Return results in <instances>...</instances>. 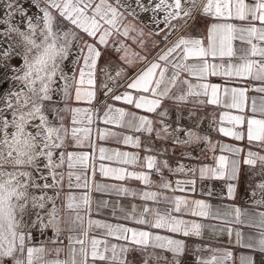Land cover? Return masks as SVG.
Instances as JSON below:
<instances>
[{
    "label": "snow or ice",
    "instance_id": "snow-or-ice-1",
    "mask_svg": "<svg viewBox=\"0 0 264 264\" xmlns=\"http://www.w3.org/2000/svg\"><path fill=\"white\" fill-rule=\"evenodd\" d=\"M5 7L0 36L16 33L26 48L16 52L21 68L12 67L22 71L14 79L23 87L4 96L0 107V264H137V258L138 264H235L227 248L194 246L206 228L225 232L230 244L247 250L239 264H264V211L213 210L206 200L187 195L196 193L199 180L201 194L212 197L211 182L225 180L227 196L234 198L242 164L259 166L264 176V0H157L154 6L151 0H7ZM31 8L42 14L35 16L38 23L28 15ZM149 11L156 27L147 36L158 38L151 48L144 39L147 25L138 22ZM17 15L27 21V31L14 21ZM198 16L207 23L194 36L187 30ZM14 52L8 44L2 56L11 59ZM108 53L116 60L101 64ZM235 81L244 86H229ZM256 82L262 86L253 87ZM249 91L262 94L252 98L251 115ZM170 104L191 106V123L182 124L179 112L171 119ZM209 105L236 110L220 115L217 130L246 143H221V155H213L211 164L172 161L170 150H181L179 160L199 159L192 153L200 145L215 153L217 146L200 129L199 112ZM101 122L106 127H95ZM109 139L138 151L97 149L96 140ZM85 147L91 153L71 150ZM97 150L100 161L116 165L101 163L100 175L121 183H95V191L145 201L130 211L120 208L121 219L142 227L92 218L87 173H96ZM178 173L187 178H169ZM65 178L69 190L86 191L64 193ZM129 181L144 187L125 186ZM257 187L255 203L264 207V181ZM96 203L97 209L107 206ZM245 226L258 231L245 234ZM33 230L44 239L37 240Z\"/></svg>",
    "mask_w": 264,
    "mask_h": 264
},
{
    "label": "crops",
    "instance_id": "crops-1",
    "mask_svg": "<svg viewBox=\"0 0 264 264\" xmlns=\"http://www.w3.org/2000/svg\"><path fill=\"white\" fill-rule=\"evenodd\" d=\"M140 24H142L140 21H138ZM174 23H180L179 21H174ZM191 23V27L187 30L188 32H190L192 35H198L200 32H202L206 26L207 20L204 17L198 16L197 19L195 21L190 22ZM144 25V24H143ZM164 28V27H163ZM152 29H150L149 27H145L144 31L146 33L144 39L148 42V47L151 48V40L152 39H158L157 37H148L147 33L148 31H150ZM161 35H163V33H161ZM108 60H112L115 61L116 57L113 54H106L105 57L101 60V64H104L106 62H108ZM209 81L212 83H217V84H223V81L221 80V78L219 77H210ZM195 82V81H194ZM251 83V82H250ZM229 86H238V87H243L244 83L241 81H235L232 84H229ZM262 86L260 85L258 82L253 84V87H259ZM121 91H123V89H121ZM248 108H247V112L249 115H251L250 112V108H251V100L252 98H256L257 100L260 99L261 95L260 93H257L255 91H249L248 92ZM110 103H114L116 104V106H123L118 102H113V101H109ZM191 106L188 107H184L181 106L179 109H177L175 106L170 104V108H171V119L175 120L177 118V113L179 112L184 118L181 120V123L184 125H188L191 123V121L189 119H187V114L189 111V108ZM224 112H229L230 114H237L236 110H232V109H225L223 107H215V106H211L209 105L206 109H203L199 112V116L201 119H208L209 121H211L213 123V118H215L216 123L213 124V130L211 134L205 133L203 130V126L205 127V124L200 125V129H201V134H206L210 137L211 141L213 142V144H215L216 147V151L215 153H212L211 151L208 150L207 145H200L196 147L195 152L192 153V155L194 157H199V159H192V160H179V156H180V149H177L175 153H172L170 150V158L172 161H179L180 163H185V164H191L193 166H200L203 164H211L212 161V156L216 155L219 156L221 155V152L219 150V145L221 143L223 144H231V145H237V146H242L243 143L245 142H238L235 140H232L229 137H225L222 134H220L218 132V126H219V117L222 113ZM214 114V116H213ZM193 119H195V117H193ZM95 127H99L101 129H103L104 127H106L102 122L99 123L98 125H96ZM205 129H208L207 127H205ZM131 134V133H129ZM95 139V137H94ZM96 144H97V149L99 147H104L107 149H117L120 151H128V152H135L138 151L137 149L131 147V146H125L122 143H117L115 140L109 139V140H105V141H100V140H96ZM73 151H88L91 153V149L85 147L82 149H71ZM256 150V149H253ZM225 155H227V153H224ZM97 155V159L95 161L96 163V173L93 176L92 172L89 170V172L87 173L88 177H89V183L90 185H92V191H91V196H92V200H93V204H92V218L96 219V220H101L103 222H108V223H112V224H125L128 227H136V228H140L142 226L140 225H136L131 221H125L123 219H121L120 217L123 215V213L120 211L121 206H123V208L125 209V211H130V206L135 204L138 207L144 205L146 202L140 200L138 197L137 198H133L131 196H117L115 193H108V192H97L95 191L94 188V184L95 183H99V184H118L121 183L119 181H115L112 180L110 178H106L100 175L99 173V165L101 163H104L106 166H116L114 164H111L108 161H100L98 156V150L96 152ZM65 171H67V169H65ZM155 179H158V177H154ZM172 180H176V179H186L187 176H185L184 174H176L175 176H170L169 177ZM264 181V176H261L259 174V166H257V168H249V166L247 165H241V172L239 175V179L237 181H234L233 183L236 185V192H235V196L234 198H229L227 196V188H226V184L227 181L225 180H217V181H212L211 184L214 186L215 189V193L212 197L207 196L206 193L201 194V182L199 180H197V191L196 193H187V195H189V198L192 199H204L207 202L211 203L213 205V210L216 209H220L221 211L226 210V209H231V208H235V207H239L242 210L248 211L250 213H257L259 211H264V207H261L257 204H255L256 200L260 199V190L257 187L258 183ZM75 182V181H74ZM208 183V182H205ZM65 187H64V193H68L69 191H71L73 194L75 195H81L83 194L86 190L85 189H78V188H72L71 190L68 189L67 187V178H65ZM125 186H128L130 188L133 189H141L144 186L142 184H140L137 181H129L125 183ZM146 190V189H145ZM253 192H255V194H253ZM179 195H183L184 193H177ZM97 201H105L107 202V206L106 207H100L99 209H97ZM150 204V202H148ZM113 205H115V215L114 213V209H113ZM159 207H161L162 209L165 207V205H159ZM201 223H204L205 225H215L218 228L219 227H224L223 222L220 220H215V219H203L200 221ZM236 227H240V226H236ZM48 231L47 232V236H48ZM98 231H102V230H98ZM241 231L244 232L245 234H256L257 233V229L255 228H248V227H243L241 228ZM36 235V233H35ZM52 236V232L49 231V237ZM37 240H42L44 239L43 237L39 236V233L37 232ZM234 241V238H233ZM115 242V241H113ZM203 244L204 246H208L211 245L212 247L215 248H220V249H229L231 251H233L234 253V257L236 258V262L235 264H239L238 261V257L242 252H246L247 250L240 248L239 246H235L234 243L230 244L229 243V238L227 237L225 232H216L213 233L210 229L206 228L205 232H204V239L203 240H195L194 241V246L196 245H200ZM51 246V245H50ZM204 255H208L207 252L203 253ZM130 259H132V257L130 256ZM188 260H192L194 259V257L189 256L187 257ZM97 264H100V262H97ZM137 264H138V258H137ZM231 264V262H230Z\"/></svg>",
    "mask_w": 264,
    "mask_h": 264
},
{
    "label": "bare ground",
    "instance_id": "bare-ground-1",
    "mask_svg": "<svg viewBox=\"0 0 264 264\" xmlns=\"http://www.w3.org/2000/svg\"><path fill=\"white\" fill-rule=\"evenodd\" d=\"M0 2H1V6H2V9L0 10V18H2L5 14V11H6L5 6L7 3V0H0ZM24 2H25V0H17V3H24ZM143 2L145 4H149L150 0H143ZM155 2H157V0H151L152 6H154ZM28 15L33 17V23H38L37 20L35 19V16L41 15V13H38L36 8H31L28 12ZM151 16H152L151 11L141 12L138 18H140L148 26L149 25L151 26V24H152ZM158 18H162V14H160L158 16ZM14 21L18 23V26L20 27L21 31H27V21L22 16L17 15L16 17H14ZM4 27H5V25H0V30H3ZM160 27L163 28L165 26L162 24V25H160ZM154 28H155V26H154ZM39 31H40V29L37 28V34H39ZM0 40L6 41V43H4L2 46H0V64L9 65V67H2V69L5 71L4 77H6V80H4L5 82H3L2 84H0V87H1V85L7 84V88L4 91L2 89L1 90V92L3 91L2 93L0 92V107H4L3 97L6 96L10 91H16V90H19L23 87L22 83L19 80H15L13 78V76H15L16 74L18 75V73L13 72L12 67L21 68L23 61H22L20 55H16V52L23 54L25 51L26 45L24 44L23 40L16 33H13L12 37L10 39L6 38L4 36H0ZM8 44L13 45V47L15 48V52L13 53L11 59H6L2 56V52L4 49L7 48ZM12 101H13V103H15L14 97L12 98ZM7 114L9 115V118H10V112ZM49 231H48V236H49ZM35 233L37 236V232H35Z\"/></svg>",
    "mask_w": 264,
    "mask_h": 264
},
{
    "label": "rangeland",
    "instance_id": "rangeland-1",
    "mask_svg": "<svg viewBox=\"0 0 264 264\" xmlns=\"http://www.w3.org/2000/svg\"><path fill=\"white\" fill-rule=\"evenodd\" d=\"M133 3H134V0H133ZM2 9V6H1V2H0V10ZM42 15V14H41ZM138 21H142L140 18H138ZM142 24H144V25H147V24H145L143 21L141 22ZM154 24H151V26L149 25H147V27H149L150 29H155L154 28ZM156 27V26H155ZM65 64L66 65H68L69 67H71V64H70V61H65ZM5 71L2 69V67H0V80H6V77H4L5 76ZM18 75H22V71L20 72V73H18ZM15 76H17V74L15 75ZM15 76H13V78L15 77ZM16 80V79H15ZM5 82V81H4ZM7 88V84H5V85H1V87H0V92H1V90L3 89V91L5 90ZM2 91V92H3ZM1 92V93H2ZM202 120V119H201ZM256 204V203H255ZM48 230H50L51 232H52V230L51 229H48ZM34 232H35V230H33Z\"/></svg>",
    "mask_w": 264,
    "mask_h": 264
},
{
    "label": "built area",
    "instance_id": "built-area-1",
    "mask_svg": "<svg viewBox=\"0 0 264 264\" xmlns=\"http://www.w3.org/2000/svg\"><path fill=\"white\" fill-rule=\"evenodd\" d=\"M203 124H205V127L208 128V129H205V127L203 126L202 128H203L204 132L211 134L213 127H214L213 123L211 121H209L208 119H202L201 125H203ZM205 148H208V147H205ZM65 243H67V242L65 241Z\"/></svg>",
    "mask_w": 264,
    "mask_h": 264
}]
</instances>
